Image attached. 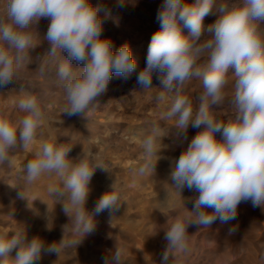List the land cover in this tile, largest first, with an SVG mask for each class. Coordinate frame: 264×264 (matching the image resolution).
Returning a JSON list of instances; mask_svg holds the SVG:
<instances>
[{
  "label": "clouds",
  "instance_id": "1",
  "mask_svg": "<svg viewBox=\"0 0 264 264\" xmlns=\"http://www.w3.org/2000/svg\"><path fill=\"white\" fill-rule=\"evenodd\" d=\"M6 7V16L0 15V87L10 84L29 59L34 47L33 25L48 18L47 54L53 60L58 52L63 57L57 77L63 83L64 113L85 115L107 91L113 73L125 81L137 73L136 83L143 90L151 88L156 73L164 90L175 87L163 119L174 121L173 127L183 133L190 125L201 129L174 161L173 188L179 192L187 187L198 196L192 210L178 215L165 230L162 264H167L170 252L187 250L189 226L206 228L217 220L228 223L236 218L241 202L251 200L254 206H264V30L259 25L264 21V0H164L157 13L160 28L151 37L146 66L138 72L127 43L114 51L111 40L102 38L99 14L109 13L91 0H7ZM209 14H217V19L205 29L203 20ZM204 31L208 35L201 40ZM202 59L203 63H198ZM73 62L83 63V67L77 71ZM230 67L235 70L231 75ZM39 71L43 74L44 67L39 66ZM230 76L234 78L230 103L235 114L222 122L213 110L222 104ZM193 78L203 84L196 106L181 94ZM157 99L163 101L165 95L161 93ZM18 107L25 113L20 119L0 118V162L9 160L13 148L27 149L44 118L37 97L31 93H25ZM165 135L159 126H153L144 137L146 159L158 156L161 146L158 148L157 142L161 144ZM70 150L62 144L43 143L36 158L24 166L26 183L30 185L44 174H57L63 185L51 186L49 191L63 198L60 202L70 218L71 231L84 237L94 230L96 215L119 210L120 195L113 183L89 212V184L95 170L105 167L94 155L73 162ZM149 166L139 172L143 174ZM19 195L24 198L23 192ZM67 246L63 238L45 249L39 236L29 240L24 230L0 234V264H34L42 251L59 254ZM104 264H122L121 250L115 248Z\"/></svg>",
  "mask_w": 264,
  "mask_h": 264
},
{
  "label": "rangeland",
  "instance_id": "2",
  "mask_svg": "<svg viewBox=\"0 0 264 264\" xmlns=\"http://www.w3.org/2000/svg\"><path fill=\"white\" fill-rule=\"evenodd\" d=\"M91 3L101 5L109 13L99 14L103 21L102 38L111 40L114 51L127 43L137 61V72L144 68L151 37L160 28L157 13L164 0H91ZM6 6L7 0H0V15L6 16ZM216 19L217 14L206 16L204 28ZM49 24L48 18H41L33 25L34 47L29 51V59L10 84L0 87V118L16 121L25 114L18 107L25 93L37 97L44 114L32 144L27 149H11L9 160L0 162V234L24 230L29 240L39 236L45 249L63 238L68 243L59 254L42 251L34 264H104V258L111 256L115 248L122 252V264H162L167 246L165 230L178 215L192 210L198 196L187 187L179 192L173 188L174 161L201 129L190 125L183 133L173 127L174 121L163 119L175 87L168 92L164 90L156 73L151 88L144 90L136 83L137 73L127 81L113 73L107 91L97 97L98 102L85 115L64 113L63 83L57 77L63 57L58 52L53 60L47 54ZM259 25L264 30V21ZM184 33L189 35L188 29ZM207 35L202 32L200 39ZM198 63H203V59ZM39 66L44 67L43 74ZM72 66L79 71L83 63L73 62ZM234 71L229 68L230 75ZM233 80L230 76L223 102L213 110L222 122L235 114L230 103ZM202 92V80L197 78L181 89V94L188 96L194 106ZM161 93L165 100L158 101ZM153 126H159L161 135H166L161 144L157 142V147L161 146L158 156L146 159L142 140ZM45 142L71 147L68 155L73 162L94 155L105 167L95 170L89 184L86 201L89 212L113 183L119 190V210L96 215L94 230L84 237L71 231L70 218L60 202L63 198L52 196L49 191L51 186L63 185L57 174H44L32 184L26 183L24 166L36 158L35 153ZM145 165L155 166L147 167L141 174L139 169ZM187 231V250L170 252L167 264H264V206H254L251 200L241 202L236 218L228 223L217 220L206 228L189 226Z\"/></svg>",
  "mask_w": 264,
  "mask_h": 264
}]
</instances>
